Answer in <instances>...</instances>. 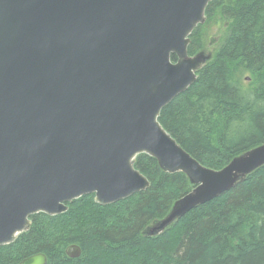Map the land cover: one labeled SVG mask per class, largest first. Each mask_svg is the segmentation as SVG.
<instances>
[{
  "label": "water",
  "instance_id": "obj_1",
  "mask_svg": "<svg viewBox=\"0 0 264 264\" xmlns=\"http://www.w3.org/2000/svg\"><path fill=\"white\" fill-rule=\"evenodd\" d=\"M209 1L0 0V245L32 214L62 213L85 194L106 205L145 189L138 153L194 185L152 229L160 232L264 164L262 143L205 167L158 121L206 61L187 48ZM65 252L77 258L81 248Z\"/></svg>",
  "mask_w": 264,
  "mask_h": 264
},
{
  "label": "trees",
  "instance_id": "obj_2",
  "mask_svg": "<svg viewBox=\"0 0 264 264\" xmlns=\"http://www.w3.org/2000/svg\"><path fill=\"white\" fill-rule=\"evenodd\" d=\"M216 13L213 24L223 25H217L218 48L195 81L160 110L158 121L198 162L218 170L264 143V0H210L205 15ZM200 26L190 34L189 54L199 47ZM133 165L149 180L145 189L106 205L85 194L62 213L32 214L26 230L0 245V264H18L37 252L46 254L47 264H100L102 258L106 264L110 253L115 255L107 264H123L116 251L123 245L147 252L155 264H264V164L179 218L182 230L169 262L157 253L166 229L148 239L141 232L194 185L181 171L162 170L144 152ZM72 244L81 248L77 258L65 252ZM92 248L98 251L94 257L88 254ZM130 256L131 264H148L145 256Z\"/></svg>",
  "mask_w": 264,
  "mask_h": 264
},
{
  "label": "rangeland",
  "instance_id": "obj_3",
  "mask_svg": "<svg viewBox=\"0 0 264 264\" xmlns=\"http://www.w3.org/2000/svg\"><path fill=\"white\" fill-rule=\"evenodd\" d=\"M219 13H216L215 16H204V20L203 22H201L199 25L200 29L198 32V36H199V47L195 50V52H193L194 54H197L199 52H202L206 55V61L208 59H210L215 50L216 47L218 48L219 44H220V39L219 37V33L218 31L221 29L217 28V25L223 26L221 24H217L216 22H214L215 24H213V20L216 18V15ZM194 36V35H193ZM192 36V37H193ZM210 36L212 38H210ZM192 37H190V40L192 39ZM199 50V51H198ZM190 54V55H194V54ZM185 195V194H184ZM177 201V200H176ZM176 201L173 202V204L171 205V207L162 215L160 216L159 219L155 220V221H151L149 224L146 225V227L142 230V238L141 239H148L147 237H155L158 236L159 234H161L165 229H166V235H168L167 238H165V242L161 245L162 249L158 250L157 253H162V255L165 257V260L167 259L168 262L171 260V253L172 250L177 242L178 236L181 232V224H179V218L173 219L165 228L162 229V231H157L154 230L152 231V229L163 219L165 218L168 213L172 210L174 204L176 203ZM68 209V206H67ZM189 212V211H188ZM187 212V213H188ZM182 217V216H181ZM177 226V228H176ZM136 249V248H135ZM133 246H126L123 245L122 247H118L116 249V251L120 254V256L118 257V261L122 260V257L125 258L123 264L129 262V264H131L130 260H131V254H135L136 258H141L143 256H145V260L148 261V264H155V259L156 258H152L151 255H149L147 252L144 254V252L135 250ZM88 254H90L91 256H95L98 254V251L95 248H92ZM111 255L106 256V258L104 259L105 263L107 264L111 257H113L115 254L114 253H110ZM102 258V257H101ZM98 260H100V258L98 257ZM100 264H103V258L102 260H100ZM89 262V261H87ZM164 264V263H162Z\"/></svg>",
  "mask_w": 264,
  "mask_h": 264
}]
</instances>
